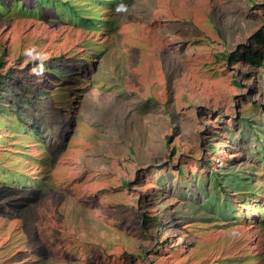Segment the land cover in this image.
I'll return each mask as SVG.
<instances>
[{"label":"rangeland","instance_id":"374dc122","mask_svg":"<svg viewBox=\"0 0 264 264\" xmlns=\"http://www.w3.org/2000/svg\"><path fill=\"white\" fill-rule=\"evenodd\" d=\"M257 32L264 0H0V264H264Z\"/></svg>","mask_w":264,"mask_h":264},{"label":"trees","instance_id":"16d2710c","mask_svg":"<svg viewBox=\"0 0 264 264\" xmlns=\"http://www.w3.org/2000/svg\"><path fill=\"white\" fill-rule=\"evenodd\" d=\"M37 1H38V3H40V6H43V5L47 4V2H48L49 0H44V3L42 2V0H37ZM61 5H62V7L65 8L66 11L68 10V8H69V9H72L71 5H69L68 2L61 1ZM38 8H40V7L38 6ZM73 8H74V7H73ZM68 13H69V12H68ZM256 34H257V38H258V40H260V41H263V40H264L262 34H259V32H257ZM247 58H248V60H250V61H252V62H260L259 59H258L257 57H250V56H248ZM10 78H11V76H10L9 74H6V75H0V87H7V83H6V81H7V80H10ZM4 79H6V80H4ZM24 87H26V89H27V86H24ZM24 87H23V89H24ZM167 139H169V138H167ZM261 152H262V156H263V158H264V146H262ZM217 184H218L219 186H221V183H220V182H217Z\"/></svg>","mask_w":264,"mask_h":264},{"label":"clouds","instance_id":"9594fccd","mask_svg":"<svg viewBox=\"0 0 264 264\" xmlns=\"http://www.w3.org/2000/svg\"><path fill=\"white\" fill-rule=\"evenodd\" d=\"M125 9V5L121 4L118 6L117 11H123ZM35 49H28L25 51V55L28 56L30 59H35L34 57ZM47 59V56H44V60ZM38 74H43V64L41 65V68L39 70Z\"/></svg>","mask_w":264,"mask_h":264}]
</instances>
